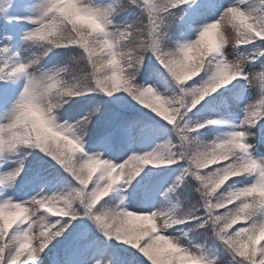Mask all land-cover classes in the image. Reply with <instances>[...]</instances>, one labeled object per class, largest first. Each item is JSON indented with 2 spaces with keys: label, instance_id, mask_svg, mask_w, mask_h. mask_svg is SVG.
I'll list each match as a JSON object with an SVG mask.
<instances>
[{
  "label": "snow or ice",
  "instance_id": "6c2138e0",
  "mask_svg": "<svg viewBox=\"0 0 264 264\" xmlns=\"http://www.w3.org/2000/svg\"><path fill=\"white\" fill-rule=\"evenodd\" d=\"M69 3L78 15L63 11ZM122 13V22H117ZM241 16L246 24L240 23ZM225 22L235 33L231 40L224 35ZM213 30L219 33L215 42ZM0 33V110L9 114L0 121V158L18 146L31 149L16 167L0 165V212L22 210L7 226L0 219V264H42V254L56 248L54 241L64 247L52 257L53 264H108L114 255L108 241L113 238L139 253L136 264H178L177 254L193 264H217L169 232L190 224L189 231L212 230L231 257L226 264H264V156L257 149L264 146V125L255 131L264 120V0H0ZM13 37L17 45L37 52L31 58L12 52L5 59ZM249 45L254 52L247 51ZM50 53L60 58L58 66L45 70ZM74 64L82 66V73L69 76ZM249 65L256 70H247ZM149 66L152 75L138 82L137 75ZM82 77L87 84H81ZM248 89L256 95L244 97L249 102L238 122L231 115L186 119L202 101L197 113L227 111L228 99L238 103ZM78 96L89 98L88 110L60 122V110ZM104 96L113 99V110L94 137L92 147L101 150H86L89 126L107 111ZM53 97L56 103L49 99ZM128 97L153 115L133 110ZM222 125L228 127L222 135L200 139ZM153 143L151 150H142ZM209 149L220 151L224 159L205 169L201 164ZM33 152L48 157L51 167L59 166L55 176L38 168L31 177H22L24 160ZM149 166L183 170L167 187L166 181L156 182L144 190L151 172L136 178ZM213 169L233 174L210 192ZM54 183L69 187L46 195L44 187ZM22 184H34L40 191L24 199L29 193H22ZM117 185L126 196L114 203L108 197ZM8 189H14L16 199L6 194ZM187 193L198 198L177 222L180 198ZM140 195L175 202L165 210H129L127 198ZM160 219L163 227H153L151 222Z\"/></svg>",
  "mask_w": 264,
  "mask_h": 264
},
{
  "label": "rangeland",
  "instance_id": "374dc122",
  "mask_svg": "<svg viewBox=\"0 0 264 264\" xmlns=\"http://www.w3.org/2000/svg\"><path fill=\"white\" fill-rule=\"evenodd\" d=\"M103 2L104 3H109V2H111V0H103ZM232 2H233V0H229L227 2L225 0V3H232ZM36 3H38V0L36 1ZM251 3H253V0L251 1ZM245 7H247V6H245ZM36 14L37 13H36L35 10H33L32 13H31V15H33V16L36 15ZM27 27L28 28H31L32 25L31 24H28ZM192 38H195V34L193 35ZM225 51L228 52V51H231V50L230 49H225ZM239 51L244 52V48H241ZM247 51L248 52H254L255 49H252V50L251 49H247ZM17 52H20V55H21L22 58H31L32 53L37 52V49H35V48L28 49V47H27L26 44L20 43L19 45H17ZM42 63H44V62H42ZM56 66H58V63L48 64V65H46V69L45 70L52 69V68H54ZM247 70H249V71H255L256 68L254 66L249 65L248 68H247ZM22 84H23V82L21 83V86H22ZM160 91L163 92L164 89L161 87L160 88ZM115 95H124V96H126L127 94L118 93V94H115ZM255 95H256V92H255L254 89H248L247 91H245L242 94V98L240 99V101L237 104H235L234 106H232V108L228 107V110L227 111L221 110V115L217 116V118L227 117V116L231 115V118H232L233 122H238L239 118H241L243 116V106L246 103L249 102V100L248 99H245L244 97L251 98V97H254ZM76 98L77 97H75L74 99H76ZM129 98H131V97H129ZM110 99L112 100V98H110ZM230 99L231 98L228 99L227 103L229 102ZM132 102H133V100H132ZM240 111H242V112H240ZM8 115L9 114H8L7 111L0 110V121H6L8 119ZM238 116H240V117H238ZM101 117H102V115L98 118V121H100ZM89 127H91V125ZM227 130H228V127L226 125L223 126V127H221L219 129V131H217L218 136L222 135ZM164 139H166V138H164ZM161 142H163V141L162 140L156 141V143H161ZM154 147H155V143H153L149 147H147L148 149L144 148L142 150H151V148H154ZM85 149L86 150H90V151H94L95 150V149L91 150V148H88V147H85ZM257 149H258V154L261 155V156H264V150L259 151L258 146H257ZM100 150H97V151H100ZM104 155L105 156H108L109 159H114V157H112L111 155H109V153L104 154ZM19 162H20V156H19V154L16 153V149H14L12 152L8 153L6 159L5 158H0V165H2L3 169H11V168H14V167H16V165ZM136 179L139 180V177H137ZM162 182H165V181H162ZM133 183L135 184V181ZM171 183H172V180L168 179V180H166V183H165L164 186L167 187ZM68 187L69 186L66 185V184H51V185H48L46 188H44V193L46 195L51 196L53 194L58 193L59 191L66 190ZM117 187L118 188H121L122 185H117ZM36 188L37 189H35L32 194L24 197V199H28V198H30L31 195H34L35 192L40 191V188L39 187L36 186ZM128 190H130V188ZM7 193L9 195H11V194L13 195L14 189H8L7 190ZM122 194L126 196V192L125 193L119 192V197ZM13 199H16V196L13 195ZM150 200H151L150 203H142L141 205H138L136 203H133V197H128L127 200H126V206H127V208L129 210H132V211H137V210H147V211H151V210H156V209L165 210V209H168V208L171 207V199H165L163 196H159V197H157L155 199H153V198L150 197ZM147 222L148 221H137L136 223H138V224H147ZM169 232H171L170 229H169ZM177 236H179L184 241V243L186 244V242L183 239V237H181L180 235H177ZM118 244H119L120 247H122L124 249H127L128 248L127 245H124V244H121V243H118ZM130 251H133L135 254H138L139 255V253L135 252V250H130ZM41 261H42V264H49V263H47L48 262L47 256H44L43 254L41 256Z\"/></svg>",
  "mask_w": 264,
  "mask_h": 264
},
{
  "label": "clouds",
  "instance_id": "9594fccd",
  "mask_svg": "<svg viewBox=\"0 0 264 264\" xmlns=\"http://www.w3.org/2000/svg\"><path fill=\"white\" fill-rule=\"evenodd\" d=\"M63 11L69 16L78 15V13L70 6V3L65 5V8L63 9ZM88 19L90 22L94 23V19L92 17H89ZM238 19H239L241 24L247 23L246 20L244 19V17H242V16L238 17ZM69 35H70L69 33H65L66 37H68ZM218 35H219V33L216 30H213V32L211 34L212 42H215ZM224 35H226L229 40L233 39L234 35H235V33L233 32L232 26H230L227 22H225V24H224ZM193 71H195V70L193 69L192 71L187 72L186 75L191 76ZM74 72H81L82 73V66L74 64L72 67L69 68V71L67 74L70 76ZM80 82H81V84H87L88 81L82 77ZM210 87H212V86H210ZM49 99L51 100L52 103H56L58 98L53 97V98H49ZM197 99L193 100L194 104L197 102ZM57 115H58V113H57ZM223 159H224V156L220 151H213L212 149H209L203 157L201 167L205 168V169H212L213 165H217V164L222 163ZM136 166H138V164ZM217 174H219V175L217 176ZM232 174L233 173H231V172H221L220 169H213V171L209 173V176L212 178V180L214 182H212L211 188H209V191L214 192V191H217L220 187H223V185L227 182V180L231 177ZM260 192L264 193V185H261ZM223 195L225 197H228L229 193L226 192ZM226 202H230V201H226ZM180 208H181V206L179 208H177V211H176V214L174 217L177 222H179L180 217L183 215L184 211H186V210L180 211ZM55 210L57 212L60 211V209H58V208H56ZM21 213H22V210H20V209H18L14 215H9V214H5V213L0 212V219H3L5 222V226H7V225L12 223V221L15 219V216L20 215ZM239 219H240V217H237V220H239ZM151 224L153 227H155L156 225L163 227L164 220L160 219V220L152 221ZM177 257H178V264H193V262L191 260H188L185 258H180L179 254H177Z\"/></svg>",
  "mask_w": 264,
  "mask_h": 264
},
{
  "label": "trees",
  "instance_id": "16d2710c",
  "mask_svg": "<svg viewBox=\"0 0 264 264\" xmlns=\"http://www.w3.org/2000/svg\"><path fill=\"white\" fill-rule=\"evenodd\" d=\"M72 54H75L74 52ZM104 101H105V106L107 108V111H105V113H107L111 107V103H110V98L107 97V96H104ZM129 100V98H128ZM195 183V182H193ZM190 197L191 198H198V194H195V193H190ZM196 202V201H195ZM195 202H191V203H195ZM175 227H178L180 229H182V231H186L187 234H188V237L191 241V243L197 245V244H202L204 243V241L206 242H209L210 244L212 243L211 241H213L212 238L209 237V235H212V230L210 228H201L203 230V234L196 228H193L192 231H189L188 229L190 227H193V225H188V226H185V225H177ZM228 257L226 256V258L224 259H227ZM224 261V260H223Z\"/></svg>",
  "mask_w": 264,
  "mask_h": 264
}]
</instances>
